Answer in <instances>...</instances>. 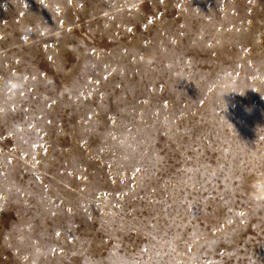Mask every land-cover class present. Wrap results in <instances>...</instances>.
<instances>
[{
	"label": "rangeland",
	"instance_id": "374dc122",
	"mask_svg": "<svg viewBox=\"0 0 264 264\" xmlns=\"http://www.w3.org/2000/svg\"><path fill=\"white\" fill-rule=\"evenodd\" d=\"M0 264H264V0H0Z\"/></svg>",
	"mask_w": 264,
	"mask_h": 264
},
{
	"label": "clouds",
	"instance_id": "9594fccd",
	"mask_svg": "<svg viewBox=\"0 0 264 264\" xmlns=\"http://www.w3.org/2000/svg\"><path fill=\"white\" fill-rule=\"evenodd\" d=\"M6 87L9 92H15L16 89H19L20 87H22V81L19 78L9 79L6 82ZM255 198L259 199L258 196Z\"/></svg>",
	"mask_w": 264,
	"mask_h": 264
}]
</instances>
